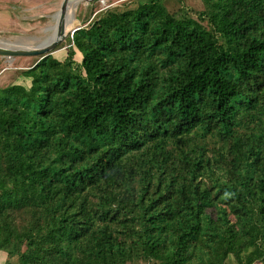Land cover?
Masks as SVG:
<instances>
[{
    "label": "trees",
    "instance_id": "trees-1",
    "mask_svg": "<svg viewBox=\"0 0 264 264\" xmlns=\"http://www.w3.org/2000/svg\"><path fill=\"white\" fill-rule=\"evenodd\" d=\"M165 1L0 89L6 264H264V0Z\"/></svg>",
    "mask_w": 264,
    "mask_h": 264
},
{
    "label": "rangeland",
    "instance_id": "rangeland-1",
    "mask_svg": "<svg viewBox=\"0 0 264 264\" xmlns=\"http://www.w3.org/2000/svg\"><path fill=\"white\" fill-rule=\"evenodd\" d=\"M63 0H1L0 1V41L19 42L34 46L58 31L57 17ZM139 0H94L80 1L75 7V23L72 29L88 25L101 11L118 8L124 9L135 5ZM167 9L173 13L184 8L196 17V13L204 11L202 0H167ZM207 25V23H205ZM68 32L65 39L56 47L52 55L63 61L67 56ZM39 57H5L0 56V89L21 83L29 88L31 79L22 72L29 69ZM74 59L81 62L82 56L76 51ZM17 261V258L12 260ZM7 262V260H6ZM5 262V264H6ZM225 264H238L233 256H229Z\"/></svg>",
    "mask_w": 264,
    "mask_h": 264
},
{
    "label": "water",
    "instance_id": "water-1",
    "mask_svg": "<svg viewBox=\"0 0 264 264\" xmlns=\"http://www.w3.org/2000/svg\"><path fill=\"white\" fill-rule=\"evenodd\" d=\"M74 0H63L60 6V10L53 16L57 17L58 32L56 36L49 40L34 45H24L19 42L11 43L6 41H0V56L5 57H41L52 54L56 47L65 39L68 34L67 28L70 25L68 20V8L72 6ZM85 2H91L94 0H80ZM75 7V6H74ZM78 28L72 29L71 33H74Z\"/></svg>",
    "mask_w": 264,
    "mask_h": 264
},
{
    "label": "bare ground",
    "instance_id": "bare-ground-1",
    "mask_svg": "<svg viewBox=\"0 0 264 264\" xmlns=\"http://www.w3.org/2000/svg\"><path fill=\"white\" fill-rule=\"evenodd\" d=\"M79 2H80V0H74L72 2L73 3L72 6H70V8H68V14L67 15H68L69 23H70V25L67 28V31L68 32H71L72 31V28L74 27L75 18L73 17V15H74L75 7L78 5ZM56 34L55 35H51L45 41H49V40L53 39L56 36Z\"/></svg>",
    "mask_w": 264,
    "mask_h": 264
},
{
    "label": "crops",
    "instance_id": "crops-1",
    "mask_svg": "<svg viewBox=\"0 0 264 264\" xmlns=\"http://www.w3.org/2000/svg\"><path fill=\"white\" fill-rule=\"evenodd\" d=\"M1 1V0H0ZM17 84V83H16ZM20 85H22L21 83H19ZM12 85V84H11ZM24 86V85H23ZM31 86V85H30ZM7 260V254L6 252L0 250V264H5Z\"/></svg>",
    "mask_w": 264,
    "mask_h": 264
}]
</instances>
